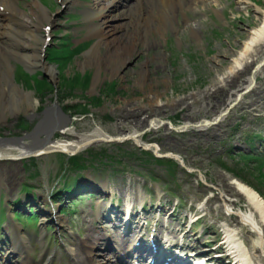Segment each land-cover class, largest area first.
<instances>
[{"label": "rangeland", "instance_id": "rangeland-1", "mask_svg": "<svg viewBox=\"0 0 264 264\" xmlns=\"http://www.w3.org/2000/svg\"><path fill=\"white\" fill-rule=\"evenodd\" d=\"M219 1L222 4L221 8L228 5L226 7V12L228 13L231 10L233 17H236L238 21L226 22L220 20L217 23L208 18L209 13L205 12L207 22L202 24V30L208 32L205 36L210 40L202 38L201 33L199 37L191 34V38H189V35H187V25L177 21L179 17L182 16V11L178 12L173 17V25L164 28L162 35L157 34L156 31L151 32V34L149 33L150 35L148 34L147 42L151 44L152 41L156 39V47H161L165 39H171L173 34H175L181 44L180 55L176 59H173L175 51H167L164 49L160 54L154 52L153 55H149L150 48L142 47L145 40L143 39V44H141V41L137 38L138 40L134 42L135 44L133 43V48L130 50L131 57L128 58L127 62L114 60L115 58L113 59L112 55H115L117 50H115L113 46L106 49L103 45H99V40L98 43L90 48L91 51L96 47V51H98V53L93 56L95 57L93 65L90 63L91 59L89 56L84 58L81 57L85 56L83 55L85 52H82L71 60L67 68L63 67L59 69L56 67L59 80H57L56 85H51V87L54 89L57 87V90L49 91V89L45 87L47 91V95L45 96L46 103H49L52 98L54 99V95H57V91L59 92V98L65 105L76 103L84 104V95H98L100 92L105 94L104 103L101 107H90L89 112H91L94 117H84L82 120L75 122L73 131L60 135L57 134L59 135L58 139H79L82 141L86 137L88 130L96 123V125H101L99 132L103 136L106 134L117 135L120 131L125 129L131 131L141 130L140 132H143L146 126V113L144 114V112L148 111L153 114L154 117H158L163 121L159 126H156V128L146 131L140 138L145 142L155 141L161 147L162 152L170 151L179 154L181 158L186 160L185 165L196 170L198 174H200V172L204 174L210 185H205L204 187L198 185L196 180L198 177L189 175L186 169L180 165L177 167L175 177L164 180L171 184L169 187H166V189L172 188L176 195L186 198H199L202 195L205 196L207 189H211L213 192L215 191L217 195L221 190L226 194L228 193L230 197L237 198L235 188L232 187V184L229 185V183L232 177L240 179L239 181L241 182L242 180L245 181L243 179L244 177L257 184L264 191V181L261 184L259 180L260 173L263 172V170L260 168L253 169L252 164H246L235 154L229 156L225 151V147L229 146L233 140L237 143L242 142L243 144L245 131L243 130L244 125L241 124L251 119L253 117L252 111L258 108L256 104L251 105V103L260 97H264V78H261L257 74V81H260L258 85L259 91L261 92L257 95L247 97L242 104L236 106L232 110V115L229 114L223 120L222 125H214L212 127L201 125L204 120L212 119L223 107L218 109L217 106L222 104H216V101L218 96L221 98L224 93L226 96L229 88L225 87V85L223 87L221 81L232 73L231 70L233 69V65L236 63V59L239 58L238 55L241 53L240 50H243L244 44L249 40L251 32L263 26L261 14H263L264 11L261 12L262 9L257 10V8H264V0L259 1L261 4L260 6L248 0L247 7L241 4V8L238 7L237 1L235 6L234 3H231L233 0ZM31 3L32 2H25L23 5L25 7H32ZM48 5L50 8L48 11L53 15L54 21L56 23H61L59 16L62 12V3L54 4L49 2ZM154 7V16L153 12H151L152 18L145 24L148 28H156L155 25L162 22L161 16L155 13L159 11L158 8L156 6ZM221 8L218 9V12ZM201 10L209 11L208 5H201L196 9L197 13ZM197 13L194 12L193 15L197 16ZM190 17L193 19L192 14ZM200 20L203 21L204 18ZM35 21L37 20L35 19ZM261 21L262 25L260 26ZM104 25L107 29H113L114 26H119L120 28L124 26V24L121 26V22L117 21H109ZM218 26L224 29V33L219 37H212L209 32L213 29H218ZM61 27L62 26H56L55 30L57 31ZM252 28L254 29L252 30ZM130 30L134 32L135 28L132 27ZM41 31H43V29H41ZM56 31L52 33L53 40L50 41L51 43L57 39ZM123 33L121 29L118 30L116 34L122 36ZM170 35H172V37H169ZM6 44H8V42ZM6 44L2 43L1 45L3 47ZM8 45L6 46L8 47ZM47 49L44 51L46 58ZM218 53H220V55ZM261 59H264V50L262 51V56H260V60ZM86 60L89 62H85ZM4 61H6V59L3 58L2 61L0 59V64L3 62L2 65H0V70L5 67ZM17 62L20 61L18 59L11 60V64L13 65L12 71H10L12 80H14L15 77L17 82L14 81L18 84V87L25 88L29 91L33 90L29 82L25 79L23 80L21 76L16 74V65L14 66V64ZM35 66L33 67L34 70L41 68H36ZM99 69L102 72L101 75L97 73ZM245 73L246 72L243 71L242 75L236 80H239ZM105 75L107 77H105ZM80 76L84 78V80L79 81L80 86L86 88L82 89L84 93L76 89L73 95H66L67 98L62 100V96L65 95L66 89L71 88L70 86L74 82L76 83ZM248 78L249 76L243 78L238 89L245 87L246 81H244V79ZM107 80L116 81L117 86L115 87V92L108 90V86L105 84ZM60 84H62L63 87H60ZM93 85L95 87H92ZM237 85H239V83ZM209 87H212L215 92L211 91ZM98 90H100V92ZM233 91H235V89ZM32 94L33 97L36 98L34 93ZM156 100H158V102L154 104ZM174 100L180 105L175 104ZM152 105H158L162 107V109H155ZM135 108L142 111H137ZM0 110V113L4 112L1 107ZM11 113V111L6 110V114L8 115L7 121L3 122L4 118L0 120V135L22 133V130L18 129L19 118L22 113L18 112V114L14 115ZM139 120H141V123H138ZM169 121H173L177 126H172ZM232 125L234 126L230 128ZM236 125L241 126L235 129ZM96 129L94 131H96ZM249 131L258 132V130L254 128H250L248 132ZM261 132L262 136H264V127H262ZM102 143L101 141H97L90 146H86L80 153L82 157L84 156L87 158L86 163L89 165L87 168L97 163H103L112 164V169L122 170L121 167H127L128 171L134 175L138 174V170H144L143 167H145V165L136 158L139 147L134 141L129 140L122 144ZM251 146H259V142H253ZM93 152L105 153L99 157H95L92 154ZM106 153L112 154V156H107ZM55 155L56 154L46 155L38 160H34V162L32 160H26L25 164H27V169L24 168L22 162H18L21 165L20 172L22 177L24 176L22 170L26 173L27 179L32 177L31 175L34 174L35 167H38L41 176L43 172L50 174V170L52 172L51 175L55 178L61 175L62 165L60 166L56 163ZM58 155L61 156L60 154ZM66 157L67 156L64 155V159ZM56 160L59 161V157H56ZM224 164L234 168L229 172L225 169ZM152 166L157 168L156 165ZM69 173L70 176H72L75 171H70ZM108 175L112 177L114 173L110 172ZM41 176L36 179V182L39 184H41ZM112 189L115 191L114 188ZM225 189H228V192ZM115 199H117V197H115ZM240 199L244 198L240 197ZM242 202L244 201L242 200ZM183 204L186 205L185 202ZM173 224L175 223L173 222ZM250 238H252V236Z\"/></svg>", "mask_w": 264, "mask_h": 264}, {"label": "bare ground", "instance_id": "bare-ground-1", "mask_svg": "<svg viewBox=\"0 0 264 264\" xmlns=\"http://www.w3.org/2000/svg\"><path fill=\"white\" fill-rule=\"evenodd\" d=\"M161 1L164 3L165 8H163L164 9L163 11H158L155 13L161 16L163 20V24L166 25L169 22V20L174 17L176 11L184 7L183 0H161ZM198 1L200 0H190L186 8L194 9L196 7V4L197 5L199 4ZM99 5L100 7H102L101 14H103L104 13L103 6L107 7L108 5L106 4L103 5L101 3ZM31 13L33 16L40 18L39 23H36L32 19V17L30 15H27L24 11H20L17 7V3L15 0H0V17L3 16V19L0 22V44H2V39L5 38L8 39L12 44V47L7 48V51H9L11 55L13 54L18 55L21 59L27 61L30 64L32 63L40 64L41 66H43L44 69L47 70L48 75L51 78L56 79L57 76V73L55 72L56 68L44 62V59L42 57V48L46 41V37L45 38L42 37L39 26L40 24L44 23L43 22L44 19L49 20L52 18V16L48 13L46 8L42 6H40L39 8V13H36L35 11H32ZM148 13L151 16V12ZM134 15L129 14L125 17H120V18H118L115 15L107 16L108 19L110 18L121 19L122 20L121 26L122 24H124V26H122L121 28L119 26L116 27L114 26L113 29L106 28L103 34L104 37L99 42V45H103L106 49H109L110 46H113V48L117 50V52H115V55L114 54L112 55L113 59L115 58L114 60H122L127 62L128 58L131 57L130 50L133 48V43L139 39L141 41V44H143L142 40L144 39V36L148 32V27L144 25V22L148 21L149 18L146 15L142 16L138 12H134ZM153 16H154V11H153ZM263 17H264V13H263ZM132 27L135 28L134 32L130 30V28ZM121 29L124 32L122 36L116 34L117 31ZM156 29L158 31H161V27H157ZM96 49L97 48L95 47L88 53L91 59L90 63L92 65L94 64L93 61H95V57L93 56L96 53H98ZM263 50H264V18H263V26L251 32L249 40L244 44L243 50L241 51L239 58L236 60V65L234 66V69L232 70L230 69L232 73L229 74L228 77H231L233 75L234 76L233 78L228 79V81L231 80L229 81V83L233 84L235 80L242 75L243 71L247 72L248 67H246L245 69H241V68L244 67V65H248L250 63L248 60L253 59L254 61L260 56H262ZM7 51L0 49L1 61L3 60L2 58H4ZM218 54L220 55V53ZM85 62H89V61L86 60ZM2 63L0 65H2ZM0 72L2 74L0 76V107L3 110H6V107H12L14 109H19V110L23 109L22 111H25L30 107L33 106L35 107L37 103H39V101L33 97L32 93H30L29 91H23L18 86H16V83L13 82L12 80L11 72L9 70L5 71L4 69H2L0 70ZM219 99L217 104L220 103L223 104L221 98ZM48 117L50 120H53L57 116H54L51 113L48 115ZM38 131L43 132L42 130L39 129ZM126 135L133 136L138 144L141 143V140H139L140 137L139 133L138 135L137 133H133V134H125L122 136H126ZM40 144L41 142L36 141L35 143H32L30 147L33 150L37 151L38 149L37 147H39ZM144 145L146 147L151 146L150 144H144ZM18 146H20V149H22L20 155H23L28 152V150H26L23 147V145H18ZM49 149H57V150L72 152L70 143H61L59 141H56L53 146L49 147ZM156 149L159 151L157 146ZM0 157H2L1 153H0ZM234 182H235V189H237L240 197L246 199L247 206L246 209L241 208L240 210H238L239 214L241 215L240 221L232 220L230 222L232 228H228V227L225 228L226 240L222 243V246H225L229 243L228 245L231 247L230 248L227 247V248L231 252V254L233 253L232 255L235 259V263L233 261L234 264H264V199L261 196V194H259L256 190H254L246 183H243L239 180H235ZM112 192H114L113 189ZM3 201L4 199L1 200L0 203H3ZM144 201L145 199H143V197H141V199L139 200L126 199L125 204L128 207L127 208L128 212L131 211L134 205L136 204L142 205ZM241 222L242 223L249 222L251 229L249 234L252 236V238L250 239V244H252L251 249L240 240L239 237L240 232L237 226L238 225L242 226ZM192 235L194 234L192 233ZM88 253L91 255L92 251L88 250Z\"/></svg>", "mask_w": 264, "mask_h": 264}]
</instances>
